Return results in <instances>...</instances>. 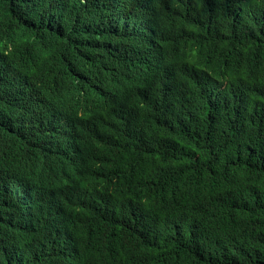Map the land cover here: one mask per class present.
<instances>
[{
	"label": "trees",
	"instance_id": "16d2710c",
	"mask_svg": "<svg viewBox=\"0 0 264 264\" xmlns=\"http://www.w3.org/2000/svg\"><path fill=\"white\" fill-rule=\"evenodd\" d=\"M158 1L165 32L135 0H0V35H26L95 141L63 151L0 68V264H264V0ZM31 165L62 171L30 201L57 208L52 237L13 198Z\"/></svg>",
	"mask_w": 264,
	"mask_h": 264
},
{
	"label": "clouds",
	"instance_id": "9594fccd",
	"mask_svg": "<svg viewBox=\"0 0 264 264\" xmlns=\"http://www.w3.org/2000/svg\"><path fill=\"white\" fill-rule=\"evenodd\" d=\"M166 2V0H164ZM144 5L155 6L162 4L158 0H142ZM167 3V2H166ZM136 8H140L146 15L149 28L152 31L161 29L164 32L170 28V23L167 20H158L145 7L140 6L139 0L134 2ZM131 27H135L134 22H130ZM33 43L26 38L23 33L8 31L0 35V68L5 70L6 75L10 76L11 81L16 82L22 88L24 95H31L32 103L40 111L44 124L48 126L49 134L53 140L62 147V140L70 144L78 146L79 144H87L88 148L95 143L90 135L89 129L81 116H75L72 113V106L74 104L76 95L70 91H60L55 87L52 78H56L47 70H40L36 66V62L46 59L42 56L39 58L36 48H29ZM40 88H46V91L37 92ZM63 148V147H62ZM63 151L66 149L63 148ZM89 158H96L101 160L98 146ZM45 161L41 158V166ZM12 159L7 155L4 163L0 164V215L2 210L6 207L5 194L1 193L2 188L10 181L12 171ZM59 166V164H58ZM58 166L52 171V177H46L40 167L30 166L23 171L26 178L30 179L28 186L20 187V194L13 196L15 200L19 201L21 212L23 211V224H31L38 228L41 234L49 237L53 236L54 230L58 227L59 214L55 206L48 205V210H54V215L50 220H44L42 217H37L38 206L30 203L41 190L38 184L40 179L46 183L56 185V191H48L49 198L53 199L59 192L63 190L62 171H56ZM45 167V166H44ZM48 169V168H47ZM18 184H11V193H14L13 188ZM82 193L76 197V201L80 198ZM24 203V205H23ZM64 209L69 208L67 200L59 205ZM46 209L44 206L42 207ZM3 221L11 222V219L3 218ZM173 238H179L176 233L171 234ZM210 242L208 239L196 238L194 239L195 247L203 246ZM5 245V244H4ZM20 251L17 246H12L8 251L10 257L15 258ZM69 254V252H65ZM165 258L159 264H163Z\"/></svg>",
	"mask_w": 264,
	"mask_h": 264
},
{
	"label": "bare ground",
	"instance_id": "6f19581e",
	"mask_svg": "<svg viewBox=\"0 0 264 264\" xmlns=\"http://www.w3.org/2000/svg\"><path fill=\"white\" fill-rule=\"evenodd\" d=\"M23 205H24V203H23ZM185 264V263H184Z\"/></svg>",
	"mask_w": 264,
	"mask_h": 264
}]
</instances>
